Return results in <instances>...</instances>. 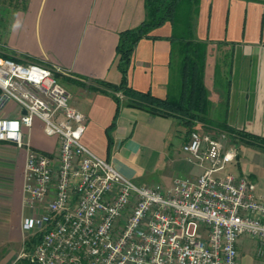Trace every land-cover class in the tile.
Wrapping results in <instances>:
<instances>
[{"label":"crops","instance_id":"0c3cea01","mask_svg":"<svg viewBox=\"0 0 264 264\" xmlns=\"http://www.w3.org/2000/svg\"><path fill=\"white\" fill-rule=\"evenodd\" d=\"M4 15L0 55L66 71L60 82L71 95V106L86 118L82 144L121 175L140 179L143 165L157 152L174 149L175 142L181 149L190 129L182 128L180 119L125 106L115 117L112 97L89 88L96 82L120 83L118 36L144 20V0H23ZM170 35L165 22L137 42L128 68L133 90L166 97L177 78ZM194 37L207 45L203 82L210 112L218 118L225 110L229 127L264 138V0H199ZM19 113L9 102L0 118L15 119ZM24 137L34 150L56 157L57 139L44 135L39 120ZM179 149L171 155L179 157ZM25 159L24 148L0 142V264H28L19 258L22 220L30 214L22 203ZM182 163L178 169L186 176L181 177L199 173L186 160ZM246 173L255 182V175ZM255 248V241L240 237L238 264H264Z\"/></svg>","mask_w":264,"mask_h":264},{"label":"built area","instance_id":"2783aa9c","mask_svg":"<svg viewBox=\"0 0 264 264\" xmlns=\"http://www.w3.org/2000/svg\"><path fill=\"white\" fill-rule=\"evenodd\" d=\"M20 2L21 0H17ZM55 65L0 55V142L24 148L19 258L29 264H238L236 242L255 241L264 259V193L248 173L225 174L237 158L231 137L190 131L181 150L199 173L166 190L134 184L85 147V116L74 109ZM122 98L120 94H117ZM34 120L57 139L56 157L36 151L24 132Z\"/></svg>","mask_w":264,"mask_h":264},{"label":"trees","instance_id":"16d2710c","mask_svg":"<svg viewBox=\"0 0 264 264\" xmlns=\"http://www.w3.org/2000/svg\"><path fill=\"white\" fill-rule=\"evenodd\" d=\"M198 6L199 0H144V20L136 28L122 31L118 36L115 52L117 67L121 74L120 83L113 85L96 82V87L89 88L112 97L116 103L115 117L122 106L136 108L164 117H176L189 129L199 123L217 132L228 133L232 142L264 148L263 137L229 127L225 110L216 119L208 117L210 101L203 82L207 45L194 37ZM165 22L171 25L169 39L176 47L178 58L177 91L170 89L164 99H159L152 96L150 92L143 93L133 90L128 83V68L137 42L142 38H148L152 29ZM58 78L62 79V77ZM117 94H120L122 98H119ZM34 242V239L25 241L23 250L30 251Z\"/></svg>","mask_w":264,"mask_h":264},{"label":"rangeland","instance_id":"374dc122","mask_svg":"<svg viewBox=\"0 0 264 264\" xmlns=\"http://www.w3.org/2000/svg\"><path fill=\"white\" fill-rule=\"evenodd\" d=\"M23 5V0L18 2L17 0H0V17L4 19V14L7 13V11H10L14 8H20ZM4 22L2 19H0V34L3 29ZM1 48V46H0ZM176 61H175V70L177 71V65H178V58L177 55H175ZM176 77L177 74L175 73ZM176 81L171 86L172 91H177L176 88ZM219 115L218 117H220ZM210 119H216L214 116V113L209 111ZM182 128L185 127V125L181 124ZM200 131V132H206L211 134H216L217 130L213 128H207L199 123H196L190 131ZM167 143V142H166ZM237 148V154L238 158L232 163L226 166L225 168V174H232L234 176L244 175L246 174V170L250 171L255 175V184L256 188L259 187L261 193H264V148L263 147H245L242 146L243 144L239 142H233ZM179 149V143H174V149H170V147H167L163 153L155 154L150 160H148L147 163H145L142 167V175L140 179L132 180V182L136 185H142V186H154L158 187L162 190H166L171 186L173 183V180L177 178L178 176H186L184 173L185 171H181L182 169H178L180 166L182 168V160L184 158V154L181 149H179L180 156H173L171 155L172 150ZM146 153V150H143L141 152L142 157L144 158V155ZM168 153L170 155L168 156ZM251 177V176H250ZM24 251V250H22ZM21 251V252H22ZM20 252V253H21ZM28 252V251H24ZM23 259V258H20ZM24 261V260H22ZM22 264H26L22 262Z\"/></svg>","mask_w":264,"mask_h":264}]
</instances>
